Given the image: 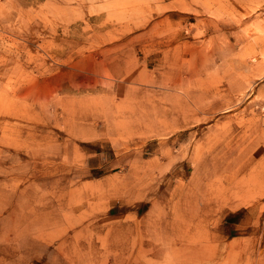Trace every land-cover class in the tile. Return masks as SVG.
I'll return each mask as SVG.
<instances>
[{"label": "rangeland", "instance_id": "374dc122", "mask_svg": "<svg viewBox=\"0 0 264 264\" xmlns=\"http://www.w3.org/2000/svg\"><path fill=\"white\" fill-rule=\"evenodd\" d=\"M208 171L255 198L197 216ZM261 256L264 0H0V264Z\"/></svg>", "mask_w": 264, "mask_h": 264}, {"label": "bare ground", "instance_id": "6f19581e", "mask_svg": "<svg viewBox=\"0 0 264 264\" xmlns=\"http://www.w3.org/2000/svg\"><path fill=\"white\" fill-rule=\"evenodd\" d=\"M215 175L216 173L208 171L204 173V175L202 174V176H198L199 179L197 180V186H195L197 191L194 192L191 190L188 194L185 193V197L187 199L193 198L199 205L196 212L197 216L209 215L211 212L216 210L217 207L220 208L226 204L235 207L239 206L241 203L248 204V201L250 199L255 198L257 185L255 182H253V180L243 182L236 180L234 177H230L226 179V183H223V185L221 186H217V189L214 190L211 189V187L213 185V179L215 178ZM220 182L222 183V181ZM248 212L252 213V210H249ZM207 233L208 235L205 234V236L207 237V242H201L203 246L199 244L200 246L198 245V247H194L191 251H184L182 253L183 261L194 262L196 260L200 261L203 259L209 260L216 256V254L213 252L212 242L220 238V233L212 232L211 230L207 231ZM218 247L220 248V246ZM259 264H264L263 256L260 257Z\"/></svg>", "mask_w": 264, "mask_h": 264}]
</instances>
